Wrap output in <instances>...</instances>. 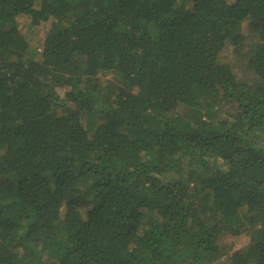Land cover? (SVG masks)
Masks as SVG:
<instances>
[{"label": "trees", "instance_id": "16d2710c", "mask_svg": "<svg viewBox=\"0 0 264 264\" xmlns=\"http://www.w3.org/2000/svg\"><path fill=\"white\" fill-rule=\"evenodd\" d=\"M0 264H264V0H0Z\"/></svg>", "mask_w": 264, "mask_h": 264}, {"label": "rangeland", "instance_id": "374dc122", "mask_svg": "<svg viewBox=\"0 0 264 264\" xmlns=\"http://www.w3.org/2000/svg\"><path fill=\"white\" fill-rule=\"evenodd\" d=\"M19 22L23 25V28H24V30H27V28H28V26L27 25H29L28 24V22H29V20H26V19H20L19 20ZM32 32H35L34 34H35V36H34V40L36 41L37 39H39V38H41L42 36H43V33L45 32V28L42 26V25H38V26H36V27H33V30H32ZM243 33L244 34H248V30L244 27L243 28ZM227 59H229V57L227 58ZM235 73H238V74H240L241 72H240V70L239 69H237V70H235ZM254 139H252V142H254V143H256V144H260V143H262V141H263V137H260V135H256L255 137H253ZM244 237H241V238H239L238 240H237V245H236V249H238V248H240L242 245H243V243H244Z\"/></svg>", "mask_w": 264, "mask_h": 264}]
</instances>
